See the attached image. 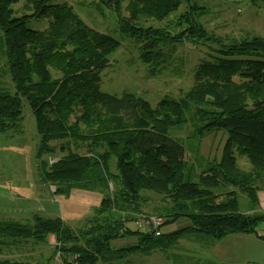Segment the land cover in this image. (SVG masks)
<instances>
[{
    "label": "trees",
    "instance_id": "obj_1",
    "mask_svg": "<svg viewBox=\"0 0 264 264\" xmlns=\"http://www.w3.org/2000/svg\"><path fill=\"white\" fill-rule=\"evenodd\" d=\"M88 6L113 18L120 39L90 27L65 0H0V122L18 131L24 112L32 117L36 175L54 187L49 193L98 197L75 226L43 212L0 221V238L11 245H45L53 237L45 259L0 257V264H133V256L166 255L180 239L208 249L227 234H256L264 213L241 211L237 192L256 205L264 190V35L216 34L202 20L210 11L201 0ZM146 19L168 20L154 26ZM40 21L46 25L30 26ZM121 39L150 76L174 62L179 46L204 51L190 86L153 106L136 93L101 89L100 73ZM185 125L186 139L173 136ZM220 130L219 158L205 157L193 179L187 151L199 156L200 141ZM236 156L246 158L247 169ZM151 216L162 220L161 233L138 226Z\"/></svg>",
    "mask_w": 264,
    "mask_h": 264
},
{
    "label": "rangeland",
    "instance_id": "obj_2",
    "mask_svg": "<svg viewBox=\"0 0 264 264\" xmlns=\"http://www.w3.org/2000/svg\"><path fill=\"white\" fill-rule=\"evenodd\" d=\"M65 1L90 27L111 32V35L120 39L113 18L110 15H98L88 6L91 0ZM201 2L210 11L202 20L205 26L216 34L236 36L240 31H252L264 35V4L255 8L247 0H201ZM167 20L158 22L154 19H146L144 24L158 26L163 25ZM45 25L46 21L30 23L32 28H41ZM120 42L121 46L109 56L108 65L100 73L101 89L116 95L122 92L136 93L153 106L164 95L177 97L180 90L190 86L193 80L192 68L204 51L199 47L179 46L173 56L174 62L167 69L150 76L138 60L137 51L132 43L126 39H121ZM9 125L0 122V129L9 130V132L0 131V221L8 218L26 220L32 212H43L47 215H59L72 226L80 223L82 217L88 213L90 205L97 201L96 193L78 191L68 199L49 193L54 187H44L36 175V162L32 154L38 137L32 117L28 112H24L17 125L18 131H12L13 126L4 128ZM172 134L177 138L186 139L190 134V128L185 125L179 130L172 131ZM225 138L224 130L211 133L204 137L198 149L196 148L199 156L192 157L193 154L187 151L193 179L197 178L205 157L220 155ZM63 153L58 152L50 161L57 159ZM236 159L240 167L248 168V161L244 156H236ZM244 162L247 163L245 167ZM241 196L239 193L240 203L243 201ZM177 224H180L181 228L186 227L189 222ZM263 225L260 223L259 227ZM129 226L134 228L132 222ZM8 243L6 239L0 238V257H12L33 263L47 257L53 245V237L50 236L48 244L45 245ZM131 259L133 264H208L212 260V250L204 248L197 242L180 239L176 249L170 250L166 255L153 253L149 256H133ZM52 264H58V261Z\"/></svg>",
    "mask_w": 264,
    "mask_h": 264
},
{
    "label": "crops",
    "instance_id": "obj_3",
    "mask_svg": "<svg viewBox=\"0 0 264 264\" xmlns=\"http://www.w3.org/2000/svg\"><path fill=\"white\" fill-rule=\"evenodd\" d=\"M244 164L245 167L247 163L244 162ZM228 189L231 190L232 188L229 187ZM239 193L242 195L241 199L243 200L242 203L239 201L241 211L245 213H253L254 211L264 213V190L256 192V205L251 203L250 198L244 192L238 191V196ZM261 223L264 224V222ZM262 236H264V225L263 227L258 225L256 234H227L208 248L212 250V260L208 264H264V238ZM259 261L260 263H258Z\"/></svg>",
    "mask_w": 264,
    "mask_h": 264
},
{
    "label": "built area",
    "instance_id": "obj_4",
    "mask_svg": "<svg viewBox=\"0 0 264 264\" xmlns=\"http://www.w3.org/2000/svg\"><path fill=\"white\" fill-rule=\"evenodd\" d=\"M148 225H151L155 231V234H159L163 231V229H160L162 227V220L155 218V217H149L145 221H139L138 226L141 227H147Z\"/></svg>",
    "mask_w": 264,
    "mask_h": 264
}]
</instances>
